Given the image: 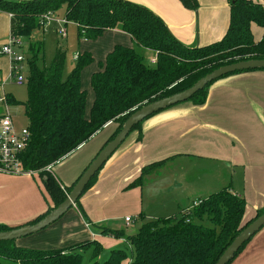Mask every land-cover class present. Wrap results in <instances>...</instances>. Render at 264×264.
Listing matches in <instances>:
<instances>
[{
    "label": "trees",
    "instance_id": "1",
    "mask_svg": "<svg viewBox=\"0 0 264 264\" xmlns=\"http://www.w3.org/2000/svg\"><path fill=\"white\" fill-rule=\"evenodd\" d=\"M179 1L187 9H197L196 0ZM63 7L66 23L76 26L80 40L95 41L120 27L121 32L130 38L132 47L115 46L104 61L97 64V72L89 78V93L92 95L89 105V93L82 88L81 76L84 69L94 62L91 55L86 52L79 54L71 73L63 79L65 53L61 47L56 48L46 68L42 65L43 42L30 41L26 100L18 103L10 94L6 97L9 106H23L27 119L30 142L21 155V168L41 178L51 206L44 214L21 226L0 225V233L33 225L65 201L77 181L71 187H63L46 171L47 167L54 166L88 142L107 124H115L116 130L102 149L142 106L181 93L223 66L243 61H264V34L260 41L255 42L251 33L252 25L264 29V0H229V25L223 38L195 48L178 42L163 21L148 9L123 0H0V12L11 15L10 35L29 40L34 32L40 30L44 15L56 13ZM141 50L155 53L154 66L144 63ZM215 82L187 102L203 104L208 88ZM143 122L130 132L138 133L137 141L141 139ZM168 160L144 167L125 190L142 188L145 177ZM99 172L90 180L81 197L95 183ZM80 198L75 208L88 225L93 226L79 205ZM244 214V199L235 196L227 187L200 200L197 206L168 218L146 220L141 213L138 219L142 225L130 236L123 231L102 227L100 231L102 236L123 239L129 244V264H216L231 242L264 214V208L246 222H243ZM204 218L209 219L212 228L202 226ZM252 239L243 245L229 264ZM90 248L94 249L91 264H97L96 255L101 246L94 241L55 250H31L17 247L14 241L1 242L0 264H82L81 252ZM126 260L123 250H112L104 264H122Z\"/></svg>",
    "mask_w": 264,
    "mask_h": 264
},
{
    "label": "crops",
    "instance_id": "2",
    "mask_svg": "<svg viewBox=\"0 0 264 264\" xmlns=\"http://www.w3.org/2000/svg\"><path fill=\"white\" fill-rule=\"evenodd\" d=\"M123 1L148 9L163 21L178 42L189 48L220 41L229 25V0H196V10L185 8L179 0ZM10 19L9 14L0 12V45L10 36ZM251 33L254 41L258 42L264 29L252 25ZM80 41L76 57L86 52L94 61L84 69L81 76L82 88L89 93L87 84H83L85 78L89 80L97 72V64L104 61L115 46L130 48L132 42L121 32L120 27L106 32L95 41ZM155 56L154 54L150 59L153 66ZM9 73V59L0 57V83L6 80ZM88 96L90 105L91 93ZM115 130V124H107L88 142L52 166L50 173L56 181L63 187H71ZM140 134L139 141L138 133L135 132L118 148L105 163L92 187L80 198L79 205L91 224L100 221L96 215L106 210L111 199L122 196L125 187L140 175L144 167L165 159H169L168 163L176 159L193 158L200 164L203 163L200 173H204L205 168L210 170L208 174L217 183L213 188L214 193L229 187L235 196L244 199L243 222L254 218L256 212L264 208L263 70L238 73L216 81L208 88L203 104L185 102L163 111L145 120ZM33 177L0 175V225L11 228L21 226L44 214L51 206L48 197L40 195ZM6 185L20 187H16V193L13 194ZM174 186L177 189L183 188L182 183ZM139 190L142 188H135L130 192L137 198ZM207 191H212V188ZM208 193L205 198L213 194ZM202 199L204 196L191 200L180 211L191 208ZM138 210L136 208L135 211ZM39 234L36 240L27 237L16 241L15 245L33 249L34 243H42L46 250L63 249L84 241H94L100 245L97 241L100 236L91 231L75 206ZM116 240L127 245L131 251L125 240ZM129 263L130 260H126L122 264ZM232 264H264V228L253 237Z\"/></svg>",
    "mask_w": 264,
    "mask_h": 264
},
{
    "label": "rangeland",
    "instance_id": "3",
    "mask_svg": "<svg viewBox=\"0 0 264 264\" xmlns=\"http://www.w3.org/2000/svg\"><path fill=\"white\" fill-rule=\"evenodd\" d=\"M252 1L258 2V0ZM64 11L63 7L58 12L53 13L51 18L62 21L64 19ZM58 29L59 26L56 23H49L44 30L33 33L30 40L21 37V53H23L28 59L29 56L27 51L30 41H42L44 44V59L42 65L47 68L54 57L56 48L61 47L65 53V64L63 69V79H65L74 68V59L76 53L80 50L81 41L78 38L77 28L72 23H67L64 26L67 35L66 39H60L58 37ZM141 53L144 56V63L152 67L153 64H150V59L155 53L151 51L147 53L145 50H141ZM21 66L24 68L22 75H26L28 72L27 62H24ZM83 84H87V88H89L88 79L85 78ZM3 89L5 94H10L18 103L25 102L26 85L18 87L12 82H7ZM1 113L2 109L0 108V114ZM9 113L12 115L16 126H27L28 128L27 119L24 115V108L22 105L9 107ZM133 133L128 135L123 144L132 137ZM201 167L203 168V163L200 164L193 158L173 160V162L166 163L163 167L156 169L150 175L145 177L142 190L137 192V198L132 192H130L131 190H124L122 196H117L111 199L108 203L109 205L106 206V210L96 215L98 220H100L98 222L100 224L97 223L93 225L90 223L93 225L90 226L91 231L100 236V238L97 239L101 246V249L96 255L97 264H104L108 259L111 250H123L127 255V261L130 260L131 257V251L127 245L118 243L115 238H111L110 236H102L100 229L106 228L114 231H123L126 235L130 236L135 234L142 225V221L138 219V216L141 213L147 219L168 218L174 214L176 215L182 208H185L191 200H197L201 196H204L205 198V195H207L208 192L214 194L215 191H213V188H215L217 183L212 180L211 176L208 174L210 170L205 168L204 173L201 174ZM206 172L207 174H205ZM202 175L205 178H203ZM175 178L177 179L174 180ZM175 182L182 183L183 188L177 189L174 185L179 183ZM33 183L38 187L40 195L43 196V198L44 196L46 197L41 178L39 176L33 177ZM5 187H10L8 189L14 194L20 186L6 185ZM211 188L212 191H207L211 190ZM207 197L208 196H206V198ZM136 208L139 209L138 212L135 211ZM126 217L132 219L128 227L124 224V219ZM85 222L87 223V220H85ZM201 224L206 228H212L211 222L207 218H204ZM100 226H102V228ZM39 235L40 234L38 233L27 239L36 240ZM113 245L116 246L111 247ZM33 246L38 250H46V247L42 243H34ZM93 255V248L83 250L81 252L82 264H91Z\"/></svg>",
    "mask_w": 264,
    "mask_h": 264
},
{
    "label": "water",
    "instance_id": "4",
    "mask_svg": "<svg viewBox=\"0 0 264 264\" xmlns=\"http://www.w3.org/2000/svg\"><path fill=\"white\" fill-rule=\"evenodd\" d=\"M264 69V61H243L227 66H223L214 70L206 75L191 88L172 95L170 97L157 100L155 102L146 104L140 109L136 110L124 123L119 133L97 154L87 169L83 172L80 178L72 187L66 199L58 207L54 208L43 219L33 225L22 226L12 229L7 232L0 233L1 242H16L20 239L35 235L46 228L50 227L59 221L72 207L75 206L78 199L81 197L86 186L90 180L101 170L110 157L118 150V148L126 140L132 129L145 119L152 115L175 107L179 104L185 103L190 100L196 93L202 91L207 85L214 81L220 80L222 77L229 74L241 73L245 71H255ZM264 228V214L251 222L225 249L216 264H229L238 253V251L246 244L251 238L259 233Z\"/></svg>",
    "mask_w": 264,
    "mask_h": 264
},
{
    "label": "built area",
    "instance_id": "5",
    "mask_svg": "<svg viewBox=\"0 0 264 264\" xmlns=\"http://www.w3.org/2000/svg\"><path fill=\"white\" fill-rule=\"evenodd\" d=\"M11 16V15H10ZM51 13L44 15L40 21L42 30L49 25V23H56L59 26L57 31L60 39H66V30L64 26L67 24L63 19L55 20ZM21 39L18 37L9 36L8 40L0 45V57H7L10 61V73L5 81L0 83V175L20 177L36 176V173L24 172L21 168V155L30 142V135L27 126H16L12 115L9 113V104L7 97L4 93L3 87L7 82H12L18 87L25 85L26 75L24 72L23 64L27 62V57L21 53ZM51 166L47 167L46 171L50 172ZM62 188V187H61ZM63 189V188H62ZM200 204V201L195 202L193 206ZM125 226L131 223L130 218L124 219Z\"/></svg>",
    "mask_w": 264,
    "mask_h": 264
}]
</instances>
